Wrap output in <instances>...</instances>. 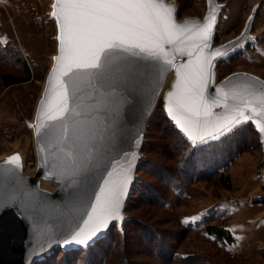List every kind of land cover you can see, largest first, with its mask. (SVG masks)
I'll list each match as a JSON object with an SVG mask.
<instances>
[{"label":"rangeland","instance_id":"rangeland-1","mask_svg":"<svg viewBox=\"0 0 264 264\" xmlns=\"http://www.w3.org/2000/svg\"><path fill=\"white\" fill-rule=\"evenodd\" d=\"M13 1L0 0V37L13 40L32 77L8 88L0 85V125H7L12 133L10 139L4 138L0 130V165L18 156L22 175L33 178L37 166L33 126L57 53L58 27L51 15L53 0H44L48 22L43 30L11 13ZM166 1L174 4L179 20H201L207 9V0ZM217 3L222 9L214 31V47L240 37L246 29L249 36L239 48L216 61L214 81L234 73L264 81V0ZM38 37L45 51L43 57L35 55ZM6 68L2 67L5 72H21L18 63ZM170 81L163 86L147 124L142 160L125 205V218L122 224L110 228L114 239L108 244L104 264H264V152L258 133L252 124L241 126L249 123L245 121L217 138L223 139L219 143H209L217 140L212 139L194 144L200 146L195 157L200 155L204 160L188 169L189 147L181 142L177 130L179 134L169 130L162 109V97ZM211 158H218L213 160L214 168L207 162ZM222 176L227 177L228 188L221 183ZM37 181L47 185L42 188L45 191L56 188L51 180ZM210 225L229 231L233 241L217 239L206 230ZM94 248L68 254L63 264H70L71 254L75 262L78 255V264H85V255L99 258L95 250L100 247ZM103 252L100 249V254ZM57 253L36 264L59 263L62 254Z\"/></svg>","mask_w":264,"mask_h":264},{"label":"water","instance_id":"water-1","mask_svg":"<svg viewBox=\"0 0 264 264\" xmlns=\"http://www.w3.org/2000/svg\"><path fill=\"white\" fill-rule=\"evenodd\" d=\"M164 3L174 5L166 0ZM221 9L222 6L217 0H207V9L201 20L196 18L179 20L176 8L174 12L175 22L188 24L190 30L176 45L181 52H170L173 80L169 90L162 97V109L169 123L191 143L193 142L181 132L167 111L166 97L173 92V85L176 84V67L189 62L195 66L198 58L208 56L212 66L208 68L210 79L205 95L209 100L218 98L217 89L244 92L246 85L254 89H264V81L245 73H234L217 83L214 81L216 61L239 48L249 36L246 29L240 37L215 48L214 31ZM209 19L212 21L210 40L204 44L198 39H193L199 30L195 25L203 26ZM198 44L202 47L198 48ZM166 47L173 48L171 45ZM59 49L58 40L57 53L46 77L35 115L33 130L37 166L34 177L23 176L20 164L19 167L12 164L0 165V264H33L57 248L66 250L86 247L108 234L113 225L122 224L125 218V205L135 182L139 162L142 160L141 151L147 124L159 98L163 81L171 70L164 71L163 74L152 70L137 75L132 82L118 85L115 92L106 99L97 98L91 90L87 91L92 95V99L84 93L79 94L83 105L97 109L93 112L92 123V129L96 133L93 144L94 159L85 169L83 165L87 163V159L83 150L75 147L70 139L63 137L62 122L48 121L47 108L42 111L41 107L49 101H52L53 105L55 103L53 98L57 92L56 81L53 80L50 84L49 80L53 76V69L61 67L57 63ZM217 51L222 55L215 57L209 55ZM189 52L192 53L191 56L188 55ZM56 75L59 77V72ZM176 91L179 92V88ZM228 103L231 105L235 102L229 100ZM212 112L223 115L225 109L214 107ZM45 122L47 125L41 127ZM248 122L258 133L264 152V136L256 123L252 120ZM68 135L71 137V130ZM209 140L212 139L208 138L206 141ZM200 143L203 142L197 140L195 144ZM125 170H128L129 182L122 196L119 218L110 220L107 226L86 244H65L64 241L70 239L76 231L83 229V234H87L95 225V220H89L88 214L92 211V205L96 203V196L100 194L101 187L105 186L106 179L110 182L117 180ZM38 179L51 180L56 188L53 192L40 189Z\"/></svg>","mask_w":264,"mask_h":264},{"label":"snow or ice","instance_id":"snow-or-ice-1","mask_svg":"<svg viewBox=\"0 0 264 264\" xmlns=\"http://www.w3.org/2000/svg\"><path fill=\"white\" fill-rule=\"evenodd\" d=\"M51 7L59 30L57 63L61 67L53 69L49 80L50 84L56 81L55 103L49 101L41 107L42 111L47 108L48 121L62 122L63 137L83 150L87 159L83 167L87 169L94 159L96 133L92 123L93 112L97 109L83 105L79 94L84 93L92 99L87 91L91 90L97 98L106 99L118 85L132 82L137 75L152 70L163 74L170 70V52H181L176 45L190 29L188 24L175 22V6L166 5L164 0H53ZM211 24L209 19L203 26L195 25L199 30L192 38L206 44L210 40ZM168 45L173 48H167ZM197 47L202 46L198 44ZM209 55L215 57L222 53L217 51ZM211 66L210 59L205 56L198 58L195 66L189 62L175 68L176 84L166 97L171 119L193 144L197 140L216 139L248 120L256 123L264 136V89L247 85L244 92L217 89L218 98L209 100L205 93ZM229 100L235 103L230 105ZM214 107H223L225 113L214 114ZM46 125L47 122L41 127ZM39 130L38 127L37 132ZM6 163L19 167V157L13 156ZM128 182V170L117 180L106 179L88 214L95 225L87 234H83V229L76 231L64 243L86 244L110 220L118 219Z\"/></svg>","mask_w":264,"mask_h":264},{"label":"trees","instance_id":"trees-1","mask_svg":"<svg viewBox=\"0 0 264 264\" xmlns=\"http://www.w3.org/2000/svg\"><path fill=\"white\" fill-rule=\"evenodd\" d=\"M13 63H18L20 65V71H21L20 73L15 72L13 74L11 72H5L4 71L6 66L10 68ZM0 66H1L0 67V85L2 87L8 88L11 86L23 84V83L28 82L32 77V74L30 72V69H29L26 61L22 58V55H21L19 48L14 44V42L11 38L6 39V37H5V39H4V38L0 37ZM2 67H4V69H2ZM164 118H165V121H167L169 123V121L166 119V117H164ZM168 126L170 128L169 130H173L172 131L173 133L179 134L176 131V129L173 126H171V124H169ZM241 126H243L244 128H246V127L248 128V127H250V123H245L244 125H241ZM239 130H241V128H239ZM179 136H180L181 142L185 145V147L186 148L189 147V150H188L189 153L187 154V156H189V158L187 157L188 160H187L186 167L188 166V169H189L191 167V165L194 167L199 165L198 163L201 160H204V159H202L203 156L198 155V157H195L194 153L198 151V148L200 146H195L193 143H191L187 139H185L181 134H179ZM221 139H217V140L211 141L209 143H213V145H214V143H217V142L219 143L220 142L219 140H221ZM225 139H228V138H224V140ZM209 143H207L206 145H208ZM189 159H190V161H189ZM217 159L218 158H211V159H208L207 162L209 164H212V168H214L216 166L214 165L213 160L217 161ZM197 161H199V162H197ZM200 164L202 166V162ZM220 178H221V183L225 186V188H228L229 185L226 184L227 177L222 176ZM262 202H264V199H262ZM206 230L209 233L213 234L217 239L224 240L227 243H231L233 241V237H232L231 233L227 230H224L221 227H216V226L210 225V226L206 227ZM113 239H114V236H113L112 230H110V232L108 234H106L105 236L101 237L100 239L96 240L94 243H92L86 247L70 248V249H66V250L62 249V248H57V249L53 250L50 254L45 255L43 258H41L39 261L34 262L33 264H36L37 262L39 263L40 261H45L47 257L49 258L52 254H54L56 252H58L59 255L62 254L61 255L62 261H60L59 263H56V262H53V263L54 264H63V260H64V258H66V259L68 258V254L72 253L75 255L74 252H78V251L88 252V250H91V249L93 250L94 247H95L94 249L100 247L101 250L104 249V252L100 254V249H96L95 250L96 253L100 255L99 258H96V259H94V257H91L90 255H85V257H84L85 264H104V263H106V260H107V257H106L107 255L105 256V254H107V251H109L108 244L113 242ZM59 255H57V256H59ZM71 255L69 257L71 259H68V262L70 264H78V259H79L78 255H76V258H77L76 262L74 261L75 259H72L73 256H71Z\"/></svg>","mask_w":264,"mask_h":264},{"label":"built area","instance_id":"built-area-1","mask_svg":"<svg viewBox=\"0 0 264 264\" xmlns=\"http://www.w3.org/2000/svg\"><path fill=\"white\" fill-rule=\"evenodd\" d=\"M11 7V13L20 17L27 24L38 30H43L46 27L44 0H14ZM1 129L4 138L10 139L12 137L7 125H0Z\"/></svg>","mask_w":264,"mask_h":264},{"label":"bare ground","instance_id":"bare-ground-1","mask_svg":"<svg viewBox=\"0 0 264 264\" xmlns=\"http://www.w3.org/2000/svg\"><path fill=\"white\" fill-rule=\"evenodd\" d=\"M172 76H173V72H172V69H171V70L168 72L167 76L165 77V79H164V81H163L162 88H163V86H164L167 82H169V81L171 80ZM170 83H171V81H170ZM170 83H169V85H170ZM161 91H162V89L160 90L159 97H160ZM242 123H243V122H242ZM240 124H241V123H240ZM240 124H238V125H236L235 127H233L232 130H233L234 128H238ZM228 132H229V131H228ZM228 132H225V134L228 133ZM225 134H223V135H225ZM223 135H219L218 138L222 137ZM216 139H217V138H216ZM40 182H41V181H40ZM37 184H38V187H39L40 189L44 188V186H45V187L47 186L46 184H43V183H41V184L39 185L38 181H37Z\"/></svg>","mask_w":264,"mask_h":264},{"label":"crops","instance_id":"crops-1","mask_svg":"<svg viewBox=\"0 0 264 264\" xmlns=\"http://www.w3.org/2000/svg\"><path fill=\"white\" fill-rule=\"evenodd\" d=\"M1 1L2 2H7L8 1V3H9V0H1ZM35 40H36V43H37L35 55H36V57H43L44 56L43 54H44L45 51H44V49L41 46V40L42 39H41V37H38ZM38 59H40V58H38Z\"/></svg>","mask_w":264,"mask_h":264}]
</instances>
